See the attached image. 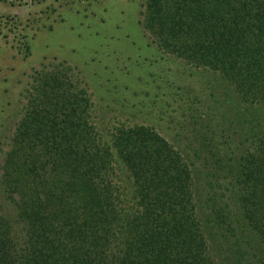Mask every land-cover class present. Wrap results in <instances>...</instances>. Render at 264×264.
Masks as SVG:
<instances>
[{
  "label": "trees",
  "instance_id": "1",
  "mask_svg": "<svg viewBox=\"0 0 264 264\" xmlns=\"http://www.w3.org/2000/svg\"><path fill=\"white\" fill-rule=\"evenodd\" d=\"M145 6L142 24L159 49L219 72L264 117V0ZM78 88L59 71L35 80L3 161L19 227L0 216V264H264V135L245 148L235 131L200 122L198 207L179 147L151 124L102 134ZM175 105L184 113L188 102ZM160 107L157 116L173 110Z\"/></svg>",
  "mask_w": 264,
  "mask_h": 264
},
{
  "label": "rangeland",
  "instance_id": "2",
  "mask_svg": "<svg viewBox=\"0 0 264 264\" xmlns=\"http://www.w3.org/2000/svg\"><path fill=\"white\" fill-rule=\"evenodd\" d=\"M146 1L0 0V216L10 218L15 231L19 224L3 187V161L41 76L59 71L86 89L92 108L83 114L104 135L117 123L153 125L191 163L198 207L204 172L195 155L204 132L200 122L235 131L245 148L264 135V117L251 115L232 82L152 42L142 24ZM185 100L187 110L179 112L175 102ZM161 104L173 108L170 115L154 114ZM196 121L197 138L190 132Z\"/></svg>",
  "mask_w": 264,
  "mask_h": 264
}]
</instances>
